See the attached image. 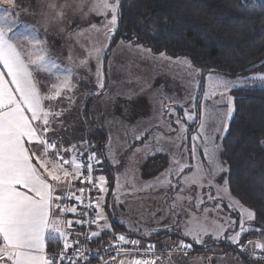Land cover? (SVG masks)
I'll list each match as a JSON object with an SVG mask.
<instances>
[{"label":"rangeland","instance_id":"obj_1","mask_svg":"<svg viewBox=\"0 0 264 264\" xmlns=\"http://www.w3.org/2000/svg\"><path fill=\"white\" fill-rule=\"evenodd\" d=\"M109 2L116 3V0ZM94 3L96 0H83V6L78 7L81 0H14L11 5V13L22 24L21 29H35L38 38L44 42L47 55L61 68H70L73 72L72 89L63 90L61 97L51 104L46 102V110L53 113L49 117L51 131L48 138L58 143L61 153L69 160L73 158L69 153L75 145L74 154L80 162L79 158L94 146L88 142L89 118L83 113L88 99L93 100L90 114L97 127L107 135L103 154L114 176L113 188L109 191L106 168L100 159L98 174L105 177L107 190L100 192L98 203L105 221L111 217L122 225L126 238L138 241V246L154 244L162 253L154 264H264V248H257L258 243L264 244V233L254 226V219L247 218V212L253 211L230 193L227 167L222 159V140L234 113L229 119L227 97H232L234 109L233 90L262 87L261 83L249 81L229 92L221 89L208 99L204 96L216 78L237 81L264 73L228 77L208 72L203 78V71H192L198 68L186 57L155 55L131 42L119 41L110 47L111 40L106 38L105 27L106 20L111 18L110 12L92 11ZM63 5H67L62 8L63 18L54 20ZM105 44L108 46L104 48L101 65L104 85L101 89L97 84L100 62L89 57L88 50ZM81 60H87V66H81ZM48 79L53 85L59 83L55 75H49ZM50 86L47 85L45 94H51ZM54 113L60 115L54 116ZM145 130L147 133L137 139ZM44 135L42 132V137ZM193 136L197 137L196 141L192 140ZM206 137L209 144L216 146L217 160L224 169L214 177L212 165L204 158ZM194 144L198 146L195 160L192 159ZM46 159L54 160L51 156ZM197 161L207 170L200 182L202 186L190 182ZM181 165L187 168L177 175ZM169 170L171 176H168ZM64 171L68 172L67 176ZM54 174L64 179L63 186L68 187L59 195L64 199L57 200L56 205L65 210L75 207L81 171L77 175L71 166H67ZM165 179L170 180V184L159 183ZM71 215L73 228L65 230V236H72L68 243L71 248L67 251L75 250L83 243L98 256L112 243H123L117 239L119 235L107 232L105 239L92 246L90 240L97 238L92 236L94 225L90 240L85 244L80 223H75L78 213ZM241 215L244 216V227L249 231L241 235L239 244H235L229 237L240 231ZM75 225H78L77 229ZM197 225L207 229L201 234L203 243L198 245L213 244L203 251L181 248V241L189 244L186 230ZM217 233L219 238H216ZM182 236L187 240L184 241ZM223 241L234 249H223L219 244ZM117 262L112 264H132L128 258Z\"/></svg>","mask_w":264,"mask_h":264},{"label":"snow or ice","instance_id":"obj_2","mask_svg":"<svg viewBox=\"0 0 264 264\" xmlns=\"http://www.w3.org/2000/svg\"><path fill=\"white\" fill-rule=\"evenodd\" d=\"M8 5H13L14 0H4ZM57 11L54 20L62 19V8ZM83 6V0L78 7ZM54 8V5H50ZM92 11L97 13L110 12L111 18L106 20L105 27L107 28L106 38L110 41L117 28V21L120 15L119 0L116 3H110L109 0H96L92 6ZM17 23V17L12 15L10 9L0 12V264H57L55 257H49L46 254V240L63 239L65 234L57 226L58 222L51 218V208L54 199H64V197L53 196V187L48 182L39 169L43 168L48 172V177L51 180H59V176L54 173L63 170L67 166H71L73 171L79 175L82 168L85 166L77 162V157L74 154L75 145L71 153L73 158L67 159L61 153L58 143L48 138V133L51 131L50 115H53L49 110H46V102L51 104L54 99L61 97L63 90H71L72 85V69L61 68L57 61L51 59L47 55V49L43 46L44 42L38 38L35 29L29 30L25 28L27 35L13 34V26ZM110 25V27H108ZM92 28H96L93 24ZM98 30V29H97ZM80 33H77L79 35ZM18 36L28 40L32 45L33 51L25 52L19 48L14 40ZM94 47L88 50L89 57L96 58L100 63L97 65V84L99 88H103V73L101 65L104 57V48ZM161 56L164 54L161 53ZM81 66H87V60L80 61ZM191 68V66L189 65ZM199 73L201 70L192 69ZM55 75L59 80L58 84L53 85L49 90L51 94H42V88L47 87L46 83L41 84L39 77ZM211 79V78H210ZM249 81L255 83L259 81L264 87V75L247 77L243 80L231 81L221 78H216L210 85V91H205V99L215 96L217 91L229 92L233 88L245 86ZM221 92V100L224 99ZM195 99V96H193ZM228 109L227 116L230 119L234 111L232 106V97H227ZM60 113H54V116H59ZM187 115V113H186ZM191 119V116H188ZM43 121V124L40 122ZM179 123V121H177ZM204 127V121H201V129ZM184 128L181 127V132ZM41 132L45 135L42 137ZM147 133L145 130L142 138ZM193 141L197 140L196 136L192 137ZM206 146L203 149L204 158L212 165V176L217 172L223 171L217 160V148L214 144L208 143V138H205ZM197 145H193L192 159H196ZM55 150L59 163L56 160L49 161L46 157L52 156L54 153L49 151ZM95 154L88 156L87 160V182L93 183L100 192H105L104 187L106 181L104 176L98 177L99 183H95L93 178L94 166L92 161L96 160ZM99 162V161H97ZM38 165V166H37ZM50 166V167H49ZM187 168L186 165H181L177 170V175ZM195 173L191 178L192 184L201 185V181L205 178L206 169L203 164L197 161L195 165ZM67 176L68 172L64 171ZM172 172L169 170L168 176ZM188 181L189 178L185 177ZM85 182L84 180L80 181ZM159 183L168 185L170 180L159 181ZM212 181L209 180L211 185ZM150 187L151 185H146ZM22 189H26L22 190ZM81 191H83L81 189ZM180 198V197H178ZM82 203V198L77 197ZM199 203H203L200 201ZM219 207V205H217ZM57 208L59 206L57 205ZM96 208H100V204H96ZM60 211H71L75 213L76 207L70 209H59ZM97 218H103V212L97 211ZM249 220L254 219V213L247 212ZM81 223V221H75ZM90 223H95V220ZM73 221H68V226L71 227ZM107 227V226H105ZM223 228L220 229V232ZM249 231L244 227V216L240 217V231L235 236L229 237L233 243L239 244L240 237L243 233ZM207 229L203 225H197L186 230L185 235L190 237L195 243H203L201 234L206 233ZM99 233L93 232L92 236H97ZM216 238H219L217 233ZM117 239L123 243H128L133 246L138 245L136 240H128L124 235H120ZM181 248L191 250L192 244H185L181 241ZM71 245L65 242V252L61 253L59 264H63V259L66 257L67 250ZM150 249H154V245H149ZM257 248H264V244H257ZM76 259H69L68 264H78L80 258L79 250L74 253ZM132 264H154L151 260H134Z\"/></svg>","mask_w":264,"mask_h":264},{"label":"trees","instance_id":"obj_3","mask_svg":"<svg viewBox=\"0 0 264 264\" xmlns=\"http://www.w3.org/2000/svg\"><path fill=\"white\" fill-rule=\"evenodd\" d=\"M119 12L110 47L131 42L155 55L186 57L202 71L228 77L264 73V0H121ZM232 96L234 113L222 140L227 185L253 211V224L264 233V88L236 89ZM92 103L88 99L83 110L89 118L87 138L100 153L111 191L114 176L103 154L107 135L92 120ZM110 218L111 233L126 235L123 226ZM105 237L90 244L96 246ZM187 241L200 251L213 244ZM219 244L234 249L224 241ZM62 249L58 241L47 242L48 255Z\"/></svg>","mask_w":264,"mask_h":264},{"label":"built area","instance_id":"obj_4","mask_svg":"<svg viewBox=\"0 0 264 264\" xmlns=\"http://www.w3.org/2000/svg\"><path fill=\"white\" fill-rule=\"evenodd\" d=\"M54 154L51 156L54 160L59 163L57 156L55 155V150L50 149ZM95 154L96 160L92 161L94 166L93 178L95 183H99L98 181V169L100 165V156L94 150V147H90L86 153L82 155L80 158V163L85 167L81 169V180L85 182L81 183L79 186V196L82 198V203L80 200L76 199L78 220L81 221L79 224L80 230L83 237V242L86 244L90 240V230L97 223V208L96 204L98 203V198L100 191L97 187H94L93 183L87 182V158L91 154ZM99 161V162H97ZM81 189L83 191H81ZM95 220V223H90ZM149 245L154 244H145L144 246H133L131 244H123V243H112L110 246L105 248L101 254L96 256L90 249L86 247L83 243L77 247L75 250H79L80 258L78 259V264H112L115 263L122 258H128L130 261L134 260H151L156 261L160 256L161 252L154 245V249H150ZM75 250H69L66 252V257L63 259V264H68L69 259H76L74 253ZM65 251L62 249L58 252H54L49 257H55L57 260V264H59L61 260V253Z\"/></svg>","mask_w":264,"mask_h":264},{"label":"crops","instance_id":"obj_5","mask_svg":"<svg viewBox=\"0 0 264 264\" xmlns=\"http://www.w3.org/2000/svg\"><path fill=\"white\" fill-rule=\"evenodd\" d=\"M12 8V6L11 5H8V4H6L5 2H4V0H0V12H3V11H5L6 9H11ZM21 26H22V24H19V22L17 21V23L13 26V32L12 33H9V35L10 36H12L13 34H21V33H23L24 35H27V32H25V29H21ZM14 43H17L18 45H19V48L20 49H22L24 52H25V54H27L28 52H32L33 51V48H32V45L30 44V42L28 41V40H25V39H23V37L22 36H18L17 37V39H15L14 40ZM49 76V75H48ZM48 76H43V75H41L40 77H39V80H40V82H41V84H43V83H46L45 81H48V84L47 85H51L50 87H52V83L51 82H49V79H48ZM42 80H44L43 82H42ZM46 88L47 87H44V88H42V94H45V91L44 90H46ZM41 124H43V121H41L40 122ZM41 136H42V132H41ZM80 159V158H79ZM80 163V162H79ZM38 166V165H37ZM40 170V172L45 176V177H47L48 178V182L52 185V187H53V196H54V198L55 197H57V196H59L62 192H63V190H65L66 188H68L67 186L65 187V186H63V183H65V180L64 179H62L60 176H59V180H51V178L50 177H48V172L45 170V169H43V168H41V169H39ZM80 181L81 180H79L78 181V183H77V188L80 186ZM22 190H25L26 191V189H22ZM100 199V198H99ZM99 202V201H98ZM56 203H57V200L56 199H54V203H53V205H52V208H51V218H52V220L53 221H57L58 222V227L64 232V234L66 233L65 232V230H67V228H69V226L67 225V222L68 221H70V220H72L71 218H72V213L73 212H71V211H68L69 212V214H64V212L63 213H60V210H59V208H57V205H56ZM74 207V206H73ZM75 207H76V209H77V206H76V204H75ZM71 208V207H70ZM70 208H68V209H70ZM97 211H101V209L99 208ZM68 212H66V213H68ZM77 212V211H76ZM71 213V214H70ZM105 216L103 215V218L101 219V218H98L97 219V223L95 224V226H94V230H93V232H96V233H99V235H97V236H95V237H100L101 235H103V233L105 234H107V232L108 233H111V232H109V230H111V225H110V220H109V218L108 219H106V221H105V218H104ZM107 218V217H106ZM77 220H78V215H77ZM118 223V222H117ZM76 227H75V229H77V227H78V225H75ZM105 226H107V227H105ZM71 229L73 228V227H70ZM79 233V232H78ZM121 235H123V234H121ZM119 236H120V234H119ZM125 236V235H124ZM126 237V236H125ZM71 238H72V236H71ZM71 238H68L67 236H64V238L63 239H58V240H46V254H47V256H48V253H47V242L48 241H58V242H60L61 244H62V246L64 247V244H65V242H67V243H71ZM188 238V240H190V241H192L189 237H187ZM192 242H194V241H192ZM195 243V242H194ZM196 244H200V243H196ZM116 263H118V262H116ZM121 263V262H120ZM121 264H125V263H121Z\"/></svg>","mask_w":264,"mask_h":264},{"label":"water","instance_id":"obj_6","mask_svg":"<svg viewBox=\"0 0 264 264\" xmlns=\"http://www.w3.org/2000/svg\"><path fill=\"white\" fill-rule=\"evenodd\" d=\"M207 73H208L207 70H205V71L202 72L203 78L205 77V75H206Z\"/></svg>","mask_w":264,"mask_h":264}]
</instances>
